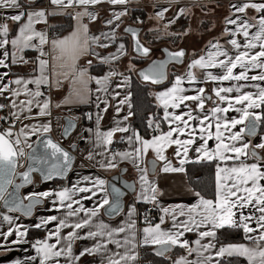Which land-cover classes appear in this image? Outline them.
Segmentation results:
<instances>
[{
	"label": "snow or ice",
	"instance_id": "6c2138e0",
	"mask_svg": "<svg viewBox=\"0 0 264 264\" xmlns=\"http://www.w3.org/2000/svg\"><path fill=\"white\" fill-rule=\"evenodd\" d=\"M41 3L0 0V251L11 252L13 246L28 251L23 245L31 249L23 260L8 264H141L143 248L158 258L145 264H264V0L230 2L220 35L209 39L199 54L188 58L184 48H165L164 59H153L139 70L131 60L151 54L140 29H122L131 37V54L118 34L129 0H48L50 8ZM166 4L155 11L157 21L165 20L179 0ZM105 5L108 15L101 16ZM67 9H73L66 14L75 22L67 35L37 28L49 26L50 16ZM188 11L178 7L164 31ZM97 21L101 28L92 33L89 24ZM136 22L143 23L139 17ZM49 27L54 33L55 26ZM149 31L159 34L160 29ZM168 34L187 35L188 30ZM28 50L36 55L28 57ZM129 56L126 75L118 64ZM169 64L185 70L169 80ZM27 65L30 72L13 71ZM133 72L145 84L168 81L162 90L148 93L158 110L145 117L150 136L142 135L130 119L136 115ZM65 81L69 95L54 102L51 90ZM93 83L94 90L89 87ZM89 101L96 111L83 115L94 127L82 128L71 139L78 118L63 125L57 118L61 140L54 139V109ZM109 108L112 126L104 130L101 122ZM63 140L69 141L67 147ZM115 143L126 147L115 148ZM77 153L81 168L98 171L76 173L77 179L68 181ZM189 163L209 165L210 184L199 186L200 178L189 176ZM122 164L135 169L133 182L123 179L128 169ZM158 168L183 174L193 201L162 204L163 192L149 178ZM117 169L119 175L110 179L98 174ZM49 183L53 186L39 190ZM26 186L32 190L21 195ZM129 192L132 199L126 203ZM138 205L152 207L141 211ZM32 229L43 235L30 238ZM236 234L239 239L232 238ZM77 241L88 243L77 249Z\"/></svg>",
	"mask_w": 264,
	"mask_h": 264
},
{
	"label": "crops",
	"instance_id": "0c3cea01",
	"mask_svg": "<svg viewBox=\"0 0 264 264\" xmlns=\"http://www.w3.org/2000/svg\"><path fill=\"white\" fill-rule=\"evenodd\" d=\"M230 2H234V0H179V4H173V6L171 7V9L169 10V12L165 13V20L163 21H157L154 18V13L156 10H158V8L160 6H167L166 4V0H129V3L127 4V8H128V15L125 17H128L134 10H140L143 11L146 16V25H148L150 27V25H154L156 27V25L159 26V28H163V23L164 21H166L168 18H171L174 13L178 10V7H186L187 9H189V11L187 12L186 15L182 16L181 18H179L175 24L170 26V30H172L174 33H178L180 31L179 28V21L182 19H188L189 21L188 26L186 28V30H188V34L187 35H182L180 36V41L178 42L177 46H174V43L171 45V47L167 46L168 48H170V50H176L178 48H184L186 49V51L188 52V58H191L192 54L195 52L196 54L200 53V50L204 47V45L207 43V41L209 39H212L213 37L219 36L220 35V31L222 29V27L224 26V17L226 15H228L229 13V4ZM40 7H46V8H50L52 7L49 3L48 0H43V3H41L39 5ZM107 5L104 6V9H101V16H107L108 12H107ZM117 8H120L122 6H116ZM73 11V9H67L65 10V14L62 15H56V16H50L49 17V26H55V27H63L65 26L67 23L70 24L69 29H66L62 34V35H67L70 31L72 26L74 25V21L70 18L69 15H67V12H71ZM132 11V12H131ZM125 17L122 18V23H121V29L118 30V34L123 37L124 42L126 43L129 53L131 51V39H129L130 37L126 34H123L122 29L123 27H125L126 25H130V24H125ZM194 20V22H193ZM209 21V27L208 28H203V30H201L200 34H193L195 33V31H191V27H192V22L196 23L199 26L203 27V23L201 24L200 21ZM85 22H87V20H85ZM201 24V25H200ZM213 25H215V27H213ZM49 26H46L44 24H40L37 25L38 29H44L46 31H50V35H52L53 32H51V29ZM136 26V25H134ZM89 28L90 31L92 33H97L100 28H101V24L99 21L97 22H93L89 24ZM194 29V28H193ZM149 30V29H148ZM163 30V29H161ZM200 29L197 30V32ZM55 31H57V29H55ZM58 32V31H57ZM143 32V31H142ZM178 37V35H175ZM128 37V38H127ZM141 37H142V33H141ZM140 37V38H141ZM141 40L143 41V38H141ZM144 42V41H143ZM181 42L180 47L179 43ZM162 47H166V46H161ZM27 55L28 57H33L36 55L35 52H33L32 50H28L27 51ZM88 58H82L80 63L84 64L86 59ZM129 58L128 57H124L118 64V70L125 72L126 75H128L129 73L126 71L128 63H129ZM132 62V61H131ZM144 64L142 66H140L139 68H136L137 70L140 69L141 67H143ZM137 67V66H136ZM174 68V67H173ZM170 70V74H169V78H173V73H181L185 70L184 65H180V66H176L175 70L174 69ZM31 69V65H27V66H22V67H18V68H14L13 71L16 72H20V73H25V72H30ZM134 75H136L135 72H133ZM93 74H96V70L93 69ZM197 74H199L197 72ZM132 75V73H131ZM165 86H161L157 89L151 90L152 92L154 91H158V90H162ZM90 88H92L93 90L95 89V84H91L89 85ZM126 91L127 89H119L118 91ZM50 95L53 98L54 102H61L63 101V99L69 95V84L67 81L64 82L63 86L59 89H52ZM95 99V92L93 91L92 93V100L94 101ZM85 111H90L95 113L96 109H95V105L92 101H89L87 103H78V102H73L70 104H63L61 106V108L59 109H54L53 111V124H54V128H53V132L52 134L55 136L56 139L61 140V137L59 135L60 133V128L56 126V119L59 118V122L61 125L64 124L63 119H65L66 117H76L78 118V125H77V129L72 133V137L71 139H75L77 137V133H79L81 131L82 128L84 127H94V121L90 122L87 120H83V114ZM121 115H123V113H121ZM230 115H234V113H230ZM114 116L113 110L111 108L108 109V112L104 114V118L101 122V128L106 130L109 127L112 126V118ZM131 122H132V118ZM133 125V123H132ZM86 135V133H85ZM121 134L117 133L115 139H119V136ZM65 147L68 146L69 141L67 140L66 142L63 141ZM80 143V147L81 149H83L84 144L83 142H79ZM211 143V142H210ZM126 144H123L121 146V149L125 148ZM172 150L169 149L168 150V155L170 159H173L174 163L175 160L171 155ZM77 160H76V165L74 166V170L72 173H70L69 177H68V181H75L77 179V175L76 173H80V174H97V169L93 168L91 166L88 167H84L81 168L80 167V163L82 158L79 156V154L77 153ZM190 155H194V153H190ZM148 159H152L153 158V154L151 152H149L148 154ZM159 163V162H158ZM191 164V163H189ZM188 165V164H187ZM186 165V167H187ZM121 167H126L128 169L127 174H126V179L128 181H134L137 177V174L135 172V169L132 167L131 164H122ZM119 172V170H114V171H104V170H99L98 174L101 175L102 177L106 178V179H110L111 176L117 174ZM150 179H155L158 183L159 188L162 190L163 195L160 196V200L161 203L164 205H169V204H176V203H190L193 201V197L191 195H189L186 192V188H185V184H186V179L183 176V174L180 173H161L159 172V168L157 169V175L155 177L153 176H149ZM68 181H61V182H57V184H65L68 183ZM53 185L51 183L47 184V185H40V189L42 190L45 187H52ZM32 190V187H29L27 190L24 191V195H26L29 191ZM132 199V195L128 197V199H126V203L131 201ZM88 206H91V202H88ZM149 205H138V207L140 209L145 208ZM2 210V209H0ZM48 214V213H45ZM107 221V218H104ZM116 219H120V218H116ZM24 223H30V220L25 218L23 220ZM115 222V221H113ZM138 227H142L139 223H138ZM40 232V231H39ZM43 233L41 232L40 235L38 236H42ZM191 237V234H188ZM34 237V238H36ZM194 238V237H192ZM84 243H88L86 241H77L76 244V248L79 249ZM24 249H28V251H23L21 250V246H13V250L11 252L5 253L3 251H0V264H8L9 261L14 260V259H21L23 260L30 252L31 249L29 248L28 245H23L22 246ZM140 252L142 253V249L140 250ZM34 254V253H32ZM96 261L98 262V257L95 258ZM142 259V258H141ZM93 257H87V261H92Z\"/></svg>",
	"mask_w": 264,
	"mask_h": 264
},
{
	"label": "trees",
	"instance_id": "16d2710c",
	"mask_svg": "<svg viewBox=\"0 0 264 264\" xmlns=\"http://www.w3.org/2000/svg\"><path fill=\"white\" fill-rule=\"evenodd\" d=\"M138 14L141 17V21H143V23H141V24H146L147 16L143 11L134 10L130 14V16L133 20H135L136 15H138ZM69 26H70V24L67 23L65 26L55 27V29H57L58 35H60L66 29H69ZM139 27H141V26H139ZM182 32H180V33H182ZM179 41H180V37L178 35V38H176L174 41V46H177ZM133 61H134V64L137 66H142L143 64L148 63V61L146 59H140V58L133 59ZM173 69L175 70V67ZM135 76L136 75H134V73H132V75H131V79H132L131 90L133 92L132 99H133V103H134V111L136 113L135 116L131 117L132 123H133V126L135 128H137L141 132L142 135L150 136L151 135L150 132L146 133V131H145V117L148 115L149 112H156L158 110L155 107V102H154L153 97L149 96L148 93L152 92L151 90H154V89H157L161 86L167 85L168 82L165 83L164 85H161L158 87H153L151 85L148 86V84L142 83ZM171 79L172 78L170 77L169 80H171ZM186 168H187V171L189 173V176H191L193 180H195L197 177L200 178V185L199 186L203 187L204 185L210 184L211 179H212L211 174L213 172V169L209 165L191 163V164H188ZM57 182H59V181H57ZM40 234H41V232H39L38 230L32 229L31 233H30V238H34ZM232 238L233 239H239V234H236ZM141 258L143 260L149 259L150 261L153 259H158V258H155L151 254V251L148 248L142 249Z\"/></svg>",
	"mask_w": 264,
	"mask_h": 264
},
{
	"label": "rangeland",
	"instance_id": "374dc122",
	"mask_svg": "<svg viewBox=\"0 0 264 264\" xmlns=\"http://www.w3.org/2000/svg\"><path fill=\"white\" fill-rule=\"evenodd\" d=\"M137 17H139L140 20H141V17H140L139 14L136 15V18ZM136 18H135V20H133L130 15L128 17H125V24L141 26L143 28V32H142V37L141 38H143L144 43L148 47L152 48L153 51H154L153 56L151 58H153V57H160L162 55L161 51H159V50H161V46H166V47L169 46V47H171V45L174 43L175 39L178 38L175 35H169L168 34L169 32L174 33L172 30H170V28L166 32V31H164L163 28H159L158 25H156V27L154 25H150V27H149L146 24L137 23L136 22ZM166 21H164V23H166ZM188 21H189L188 19H186V20L185 19H182V21L181 20L179 21L178 24H179L180 31L178 32V34L180 32H182V31L184 32L186 30V28L188 26V23H187ZM193 22H194V20H193ZM193 22H192L191 31H195V33H193L195 35L196 34H200L201 33V30H203V28L204 29L205 28H208L209 27V24H210L209 21H206V22L203 21L202 22V20H201L200 23L201 24L203 23V27H202V26H199V25H197L196 23H193ZM155 28H159L160 29L159 34L156 31H149L148 30V29H155ZM161 29H163V30H161ZM198 29H200V30L197 32ZM180 36H182V35H179V37ZM180 45H181V42L179 43V46L178 47H180ZM130 54H131V51H130ZM131 61H132V63H134L133 59ZM139 67L140 66H137L136 68H139Z\"/></svg>",
	"mask_w": 264,
	"mask_h": 264
},
{
	"label": "water",
	"instance_id": "95a60500",
	"mask_svg": "<svg viewBox=\"0 0 264 264\" xmlns=\"http://www.w3.org/2000/svg\"><path fill=\"white\" fill-rule=\"evenodd\" d=\"M126 26H129V25H126ZM131 26H133V27H137L138 29H140V37H141V33H142V31H143V28L142 27H139V26H134V25H131ZM127 35V34H126ZM129 36V35H128ZM130 37V36H129ZM129 39H131V37L129 38ZM141 39V38H140ZM142 41V40H141ZM142 43H144L143 41H142ZM145 44V43H144ZM146 45V44H145ZM147 46V45H146ZM165 48H168V47H162L161 48V50H159V51H161V53H162V57H153V58H151L152 56H153V53H154V51H153V49L151 48V54H150V56L149 57H147V58H140V59H147L148 60V63H146V64H144V66L143 67H141V68H145V67H147L148 66V64L149 63H151V61L153 60V59H157V60H159V59H164V54H163V49H165ZM131 49H132V40H131ZM168 49H170V48H168ZM151 58V59H150ZM176 67V66H180V65H174V64H169V66H168V74H170V67ZM140 68V69H141ZM139 70V69H138ZM136 78H138V76L136 75L135 76ZM139 79V78H138ZM140 80V79H139ZM141 81V80H140ZM142 82V81H141ZM168 81H166L165 83H167ZM142 83H144V82H142ZM164 83V84H165ZM164 84H161V85H164ZM150 84H148V86H149ZM161 85H151V86H153V87H158V86H161ZM70 117H66L65 119H63V121H64V123H65V121L67 120V119H69ZM77 125H78V121H77ZM52 136H53V138L54 139H56L55 138V136L52 134ZM56 140H58V139H56ZM58 141H60V140H58ZM63 141H67V140H63ZM63 141H61L62 142V144H63V146H65L64 145V143H63ZM150 160V159H149ZM126 174L127 173H125L124 174V176H123V179H126ZM69 175H70V173H69ZM115 175H119V172L117 173V174H115ZM151 175V174H150ZM114 176V175H113ZM112 177V176H111ZM110 177V178H111ZM127 180V179H126ZM59 182H61V181H59ZM129 182H133V181H129ZM118 183V182H117ZM118 186H120V187H122V185H120L119 183H118ZM29 187H32V186H26L25 188H23V189H21V195H24V191L25 190H27ZM126 192H127V190H125ZM129 196H131V193L129 192L126 196H125V202H126V199H128V197Z\"/></svg>",
	"mask_w": 264,
	"mask_h": 264
},
{
	"label": "built area",
	"instance_id": "2783aa9c",
	"mask_svg": "<svg viewBox=\"0 0 264 264\" xmlns=\"http://www.w3.org/2000/svg\"><path fill=\"white\" fill-rule=\"evenodd\" d=\"M52 35H58V32L55 31L54 33H52ZM86 112H90V111H85L84 113H86ZM83 120H87V119L84 118V115H83ZM87 121H88V120H87ZM150 134H151V133H150ZM117 140H118V139H117ZM122 145H123V143H115V144L113 145V147L121 149V146H122ZM147 207L151 208L152 206L149 205V206H147ZM143 209H144V208H142L141 211H143ZM152 215H153V216H157V213H156L155 211H153V212H152ZM138 223H139V222H138ZM139 224L142 226L141 223H139ZM146 261H150V260H149V259H147V260H143V259H141V264H145Z\"/></svg>",
	"mask_w": 264,
	"mask_h": 264
},
{
	"label": "flooded vegetation",
	"instance_id": "af4514ba",
	"mask_svg": "<svg viewBox=\"0 0 264 264\" xmlns=\"http://www.w3.org/2000/svg\"><path fill=\"white\" fill-rule=\"evenodd\" d=\"M160 57H162V56H160ZM172 68H173V67L171 66V67H170V70H171Z\"/></svg>",
	"mask_w": 264,
	"mask_h": 264
}]
</instances>
